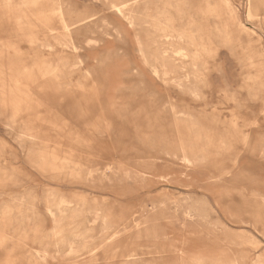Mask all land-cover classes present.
<instances>
[{"label":"rangeland","instance_id":"obj_1","mask_svg":"<svg viewBox=\"0 0 264 264\" xmlns=\"http://www.w3.org/2000/svg\"><path fill=\"white\" fill-rule=\"evenodd\" d=\"M0 264H264V0H0Z\"/></svg>","mask_w":264,"mask_h":264},{"label":"bare ground","instance_id":"obj_2","mask_svg":"<svg viewBox=\"0 0 264 264\" xmlns=\"http://www.w3.org/2000/svg\"><path fill=\"white\" fill-rule=\"evenodd\" d=\"M67 14H66V16H65V13H62V15H61V17H60V23H61V25L63 26V28L66 30L68 27H70V21L68 22V20H67ZM78 20H81V19H78ZM152 23L153 24H155V23H157V21L156 20H152ZM229 25H230V23H229ZM89 27V26H88ZM231 29H233V28H231ZM53 36H54V38L57 40V39H59L60 38V35H58V34H53ZM150 46V45H149ZM60 70L62 71V69L60 68ZM243 71V70H242ZM60 72V71H59ZM73 244V243H72Z\"/></svg>","mask_w":264,"mask_h":264}]
</instances>
